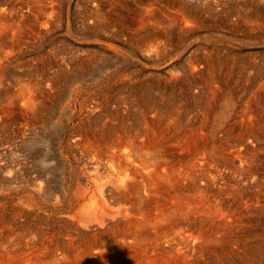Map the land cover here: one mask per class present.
I'll list each match as a JSON object with an SVG mask.
<instances>
[{
	"label": "bare ground",
	"instance_id": "obj_1",
	"mask_svg": "<svg viewBox=\"0 0 264 264\" xmlns=\"http://www.w3.org/2000/svg\"><path fill=\"white\" fill-rule=\"evenodd\" d=\"M169 1L172 2L171 6L174 8L175 14H179L184 22L182 28L189 27L192 25L195 26L196 23L201 25V20L203 21V19L199 16V10H196V8L198 7L195 8L190 4L188 5L184 3L183 0H169ZM256 1L257 0H255V2ZM1 3L3 5L0 6V49L7 46L11 49L16 48L15 50L19 52L18 47L21 45V43L25 38L29 37L30 34L35 35V34L43 33L42 30L46 29L48 20H50L51 14L54 13L53 0H5L4 2ZM247 3L249 2L247 1ZM149 5L150 4L147 3L145 8L141 7L138 10L139 13L141 12L143 13V15L141 14L142 17L140 19L138 18L139 22L146 21L147 19L150 18L152 19L159 18L160 16L163 18V14L159 15L156 12V10ZM23 7L29 9L28 13H25L22 10ZM125 7H126V0H86V4H84L83 6V17L85 19H88L90 22V28L86 27V30L88 32H93V33L96 32L97 30H101L102 32L119 33L122 35L126 34L129 28L128 24L131 25L132 22L129 23L127 19H125L126 17L124 16L122 17L124 13L123 11H125L126 9ZM224 7L225 8H223L224 10H222V12H224L226 16L225 18H227V16L229 17L230 15H234L233 19L240 16L237 8L232 9L227 6ZM132 8L133 7H131V9ZM255 8L257 9V7ZM209 10L210 7L208 8V11ZM255 10H251L245 15L247 17L248 22L251 24H258L256 18H258L257 15L260 14L261 12ZM138 16L140 15L138 14ZM219 16L221 17V15ZM165 19H169L170 21H172L173 19L175 20L174 17H172V19L165 17ZM228 25L230 24L228 23ZM259 26H261L260 23ZM133 35H135V32H133ZM143 40L146 39L139 38L136 39L134 42L141 47L142 45L145 44V41ZM59 45L60 47L59 48L57 47L58 50L62 51L66 49L63 42H61ZM1 52L2 54H0V65L2 66L4 65L6 59L8 58L10 54V50L1 49L0 53ZM209 52H210V48H209ZM95 56L97 55L93 54L84 57L82 59L76 58L72 55L68 56V61L72 66V71H66L62 68H57L54 75H47L44 73L47 72L48 69L47 67L49 66L48 60L45 58V56L39 55L36 65L33 67L32 71L31 70L28 71L29 68L27 69V72L22 70L25 72L24 75L27 74L26 78L24 77L25 79L23 77L20 78L19 74L17 76L13 75L14 76L13 78H15L13 80L17 81L15 82L17 84L15 91L10 90L12 86L9 89L8 88L6 90L4 89V91L1 90L3 92L0 93V112L2 114L8 113L10 111V107H12L10 106V104L16 102L17 100L16 97H18V100L19 99L22 100L23 103L22 105L25 106V110L27 109L30 111L32 121L38 120L41 123L44 122L46 113L48 112H46L47 104H45L44 99H42V93L39 90V89L42 90V88H40V85L43 83L47 85L48 83L46 84L45 82L46 80H49L50 85L54 88V90H56L55 91L56 93H64V92L67 93L69 83L72 84L71 83L72 81L74 82L77 79H81L83 77V73L87 71L86 69H88L89 65L94 63V61L96 60ZM210 60H208V56H200V58L198 57L193 60V63L202 62L205 65V67H203L202 69L196 68L194 64L192 65L190 63L191 64L190 71H197L198 79L195 80L196 78L195 79L191 78L189 83L191 84L190 86H193L196 85V83H200V82L204 83L205 81L207 82V80H209L208 85L205 86L207 87L206 90L210 95V101H207L206 99L207 93H206V95H204L205 96L204 99L200 102L197 101L196 100L197 98L195 99L193 96L192 98L194 99L192 100L185 99L183 103L180 98L182 94V92H180L181 94L179 93L180 89H177L176 91H167V87L164 86L163 84H159L157 82L152 83V81H145V80H141L140 78H132L128 82H126L125 85L122 84V86L125 87L126 89V92L123 91V93H125L123 95H121L122 91L116 88L112 90V92H107L105 94L102 92L101 95H103L102 98L103 101L101 100V102L99 103H101L104 106L102 107L106 112V116L109 118H111L112 116L113 120L115 118L117 122H111L109 119H105L102 118L101 116L96 115L91 119L89 118L90 120L86 122L85 119L83 123L81 122L82 124L78 123L79 125L77 127H74L72 135H70L71 143L73 142L74 146H76L77 148L85 151L86 153L91 152L92 150H96V153H100L97 155L93 154L90 159L92 171L95 173L96 176V179L93 182L94 185L93 188H91L92 185L91 183H89L90 181H88L89 180L88 177H86V179H83V176L82 177L79 176L80 178L79 180L76 181L77 184L75 188L71 189L69 193L71 195L70 198H72L73 202H75L76 205H78V210L75 212V214L72 215V219L77 221L78 224L77 223L76 224L78 227L77 226L76 227L74 226V228L63 227L61 229H58V231H53L54 234L52 233L51 238L48 239L47 238L48 236L45 235L44 228L42 225L44 222L43 221L44 218L42 216L37 214L38 216H36L35 218L31 216L33 219H29L30 213H27L28 210L25 211L23 210V208H18L19 206L16 207L15 209H11L9 206V209H7L8 205L7 207L5 206L7 201H2L0 203V264H170L169 261L167 260H161L159 257L152 256L156 252L158 253L167 252L169 255H174L176 257L177 256L184 257L188 255V253H191L190 256L191 255L193 256L192 260L194 264H255L256 263L255 255L261 254L260 242L261 240H263L262 238L263 235L262 237H260L261 234L259 235L257 230L255 231L246 230L244 231V233L243 232L240 233L239 236L240 238L234 236L232 239H230L232 236L231 235L229 237L230 240L224 238L222 242L221 240L222 237L220 238V236L223 234L215 233L216 230H218L217 227L220 226V228L222 229H224L223 227L225 228L227 227L231 229L230 228L232 226L231 222L236 223V221H239L236 218H238L237 216L240 214V211L236 206H235L236 208H232L233 206L232 207L230 206L232 209L230 208L223 209L220 203H222L223 205L225 202L224 203L221 201L219 202V200L213 198L211 199L212 201L210 202L207 199L206 190H208L207 188L212 186V183L210 181L203 184L204 181L202 180L205 178L204 175H207L205 174V169H207V167L208 169L213 168L212 170L214 172L216 171L214 170L215 168L212 166L213 165L212 162H215V160L217 159L218 160L220 159V161L223 160L224 162L228 159L226 154L227 151H225V146H223V144L227 142L222 143L221 142L222 139L220 140L219 138L216 137L209 139L206 136V132L204 133L202 131V128H204L203 122L205 120L203 122L198 121L199 128L197 129H196L197 125L189 129L187 123L182 124L181 121L180 124L178 123V117H181L185 113H188L189 110H191V107H193V105L198 107L205 105V107H207V112L214 114L212 115L213 119H217L220 121L221 124L217 122L215 124L216 127L212 129L217 130L222 125L228 123L227 122L228 116L230 115L229 112L235 101L234 91L231 90L230 92V90L227 89V85H226V82H228V80L231 78L234 72L231 64V62H233V59L231 61H227L225 59L226 62L222 64L217 63V61L218 62L225 61L224 58L223 60L222 59L220 60L218 57L211 56ZM1 66L0 68L3 67ZM8 70H7L9 72L8 75H10V69ZM21 75L22 74H20V76ZM6 80L7 79H5V82ZM219 80H223V81H219ZM8 81L10 80L8 79L7 82ZM96 81H98V79ZM212 81L213 82L217 81L218 84L216 83H215L216 85L214 83L212 84ZM254 81L255 80H253V82ZM250 85L251 88L254 87V84L251 83ZM203 90L205 91V89ZM107 91L110 90L107 89ZM260 92H263L264 94V84H260L259 87L252 90V93H250V95L248 94L246 96L245 108H243V112L249 114V117L248 119H246L247 122L244 121V124L241 126L242 130L238 132L236 136L235 134L232 135L234 136L233 139L235 138L233 141L237 142L242 140L243 142L245 141L248 142L249 139L251 138L255 142V140H257L260 137L261 139L263 138V143H264V99L259 97V101L261 100V106L258 108L261 110V111L259 110V113L255 112L256 109L252 104L254 98L256 97V94ZM67 95L64 96H66L65 106H67L68 109V107L70 106L69 101L71 95L70 96ZM130 95H131V101L138 108L137 110H139L142 113L141 114L142 119L139 123L137 121L138 124L137 127H135L133 123L131 125H128L127 122L124 121L126 120L125 118L127 117L119 114L117 115L116 112L118 111V109H115L117 107L114 108L113 106L109 105L111 100L113 99H115L119 103L121 101L120 99H122L120 97H123L122 100H124L126 99L124 97L128 98L130 97ZM217 97L218 99L220 97L219 99L220 103L218 104V107L214 104V98L216 99ZM59 98L62 99L61 97ZM186 100L190 102L187 103ZM131 101L129 99L128 103L131 104ZM214 107L218 109L219 113L214 112L217 110L214 111L212 110V108ZM149 113H154V114H152L151 116ZM256 118H257V122H255ZM3 119L5 120V118ZM12 120H14V118ZM29 120L30 117L28 121ZM28 123L30 124V122ZM20 124L22 125V123ZM44 124H46V122ZM209 124H207V126H209ZM96 127L99 128L95 129ZM225 128L228 129L229 127H225ZM19 129L17 128L15 130H19ZM0 131L2 132V129ZM232 136L230 137L228 136V138L230 139ZM224 139L225 138H223V141H225ZM57 142L59 143L61 141L57 140ZM3 144L4 142L2 143V145ZM11 145H8V147L9 146L12 147ZM246 146L247 144H245V147ZM246 149L249 155L253 156L256 154L254 153L252 147ZM176 150L184 151L185 154L183 155L184 157H178L177 156L178 151ZM233 151L234 153L231 156H234L239 160V164L236 167L237 172L246 173V174L248 173L249 175H251L250 174L251 166L249 167V165H247L248 164L247 160L241 159L243 158V155H241L238 149H235ZM2 154L3 152L1 153V155ZM56 154L61 155L59 151H57ZM103 154L105 156L110 157L109 161L106 160L104 164L101 163V159H100L101 155ZM96 156L98 157L96 158ZM243 161L246 162L245 165ZM261 161L262 160H260V162ZM260 162H258V164ZM230 163H231L230 165L234 167L233 166L234 164L232 162ZM12 164L14 165V163ZM250 164H253L252 161ZM16 166L18 165L16 164ZM70 167L71 166H69L68 168ZM16 169L17 167L14 169V171ZM3 170L2 169L0 170L2 171L1 174L3 173ZM6 171L8 172L9 170L6 169ZM70 174L72 173L70 172ZM214 174L216 175V173ZM105 177L106 179H104ZM39 178L40 176L37 173L32 176L31 190L33 194L32 195L24 194L23 196H20L19 201H17L19 204L24 205L23 207H25V205L27 206L32 205L31 202L33 201V199H35L37 195L38 196L41 195L43 198H45L46 189L44 190L45 192L44 193L43 192L44 186L40 182L42 178H40L41 180H39ZM43 179L44 180L42 181H46L45 176ZM253 179L255 178L252 176V180ZM69 181H71V179ZM7 185L8 184H6L5 181L4 182L0 181V187L3 188ZM263 186L264 185H262V187ZM62 187H59V189L63 190L64 187L63 188ZM57 191L59 192V190L56 189L54 193ZM0 193L3 194L2 189H0ZM263 193H264V187L262 189L261 188L258 189L256 193L254 192V194L249 198L247 197L246 200L243 199L244 205L247 206L250 205L252 202L251 199H253L254 202H259V205H264ZM240 198L238 197L237 199ZM9 201L10 200H8V202ZM31 210L35 211V209H31ZM21 216L26 219L22 218L21 220H19ZM244 217L242 216V218ZM30 221H32V223ZM244 221L247 222V220ZM261 222L264 223V217L262 218L260 217L255 220V224ZM94 225L96 226V229H94L95 231L92 232L91 230ZM52 227L53 226H51V228ZM46 229L49 230L50 228H46ZM77 229H81V230H77ZM72 230L74 231L77 230L74 233V235H72L71 233ZM228 232L230 233V230L227 231L225 230V232H223L224 237L225 235H227ZM48 234H51V232ZM236 234H238V232ZM252 235H254L255 238L252 240L251 243H248L245 246L246 242H249L247 241V238L248 237L250 238V236ZM224 242H227L225 244L226 245L225 247L223 246ZM233 243H236L240 247H242L239 253L242 252L243 255L248 254L250 255V258L248 259L246 257L248 259L247 260L246 258H243L244 256L239 255L240 258L236 259L237 255L236 253L234 254L232 251L234 248ZM228 244L229 245L232 244V246H230L232 247V250L229 249L230 247L228 246ZM196 252L197 253L200 252L199 255L200 257H196L197 255L194 256ZM218 252H220L221 254L224 253V255L227 256V258H223L224 256H219V255L215 257L216 253ZM211 254H214L213 258L210 256ZM239 260H246V261L243 262L240 261L241 263H239Z\"/></svg>",
	"mask_w": 264,
	"mask_h": 264
},
{
	"label": "rangeland",
	"instance_id": "obj_2",
	"mask_svg": "<svg viewBox=\"0 0 264 264\" xmlns=\"http://www.w3.org/2000/svg\"><path fill=\"white\" fill-rule=\"evenodd\" d=\"M4 1L5 0H0V6L3 5L1 2H4ZM183 1H184V3H186L188 5L190 4L195 8L198 7V8H196V10H199V16L203 19V21L201 20V25L196 23L195 26L192 25L189 27L182 28L184 25V22L181 19V16L179 14H175V10L171 6L172 2H170L169 0H147V1L146 0H139V1H137V0H126V7H125L126 9H125V11H123L124 13H123L122 17L123 16L126 17L125 19H127V21L129 23H131V22L132 23H131V25L128 24L129 25L128 32H126V34L122 35L119 33L102 32L101 30H97L94 33L88 32L86 30V27L90 28V22L88 19H85L83 17V6H84V4H86V0H53L54 13L51 14L50 20H48L46 29L42 30L43 31L42 34H35V35L30 34L29 37L25 38L23 40V42L21 43V45L18 47L19 52L17 50H15L16 48L11 49L7 46L1 48V49H5V50L9 49L10 54H9L8 58L6 59V61L4 62V65H2L3 67L0 65L2 67V68H0V71H1L0 75L2 74L0 76V93H2L4 91V89L5 90L7 88L9 89L11 86L12 87L10 88V90L15 91L16 90L15 88L17 86V84L15 82H17V81L13 80V79H15V78H13L14 77L13 75L17 76L19 74L20 78L21 77L26 78L27 74L24 75L25 74L24 71L27 72L28 68H29L28 71L33 70V67L36 65V62L38 60L39 55L45 56V58L48 60L49 66L47 67L48 68L47 72L44 73L47 75H54L57 68H62L66 71H72V66L68 61V56L72 55L76 58L82 59V58L87 57L89 55H93V54L97 55V56H95L96 60L94 61V63L90 64L88 69H86L87 71L83 73V77L81 79H77L74 82L72 81L71 82L72 84L69 83V86H68L69 91L67 90V93L66 92L56 93L55 92L56 90H54V88L50 85L49 80H46V82H45L46 84L48 83L47 85H45L44 83L40 85V88H42V90L41 89H39V90L42 93V99H44L45 104H47V108H46L47 111L46 112H48V113H46V117H45L44 122L41 123L38 120L32 121L30 111L27 109L25 110V106L22 105L23 104L22 100L21 99L18 100V97H16V99H17L16 102H13L16 105L13 103L10 104V106H12L13 108L10 107V111L8 113L2 114L0 112V118H1L0 119V121H1L0 122V128L2 129V132L0 131L1 132V134H0V141H1L0 142L1 143L0 148H3V149H0V166H1L2 170L6 167L3 170L2 174H1L2 171H0V181L1 182L5 181L6 184H8L7 186H5L3 188L0 187V189H2V191H3V194L0 193V196H1L0 203L2 201H7L5 204L6 207L8 205L7 209H9V206L11 209H15L16 207L19 206L18 208H23V210H25V211L28 210L27 213H30L29 219H33L38 215L42 216L44 218V220H43L44 222L42 225L44 228L45 235L48 236L47 237L48 239L51 238L52 233L54 234L53 231H58V229H61L63 227L64 228H74V226L76 227L78 224L76 220L72 219V215L75 214V212L78 210V205H76V203L73 202V199L70 198L71 195L69 194L71 189L75 188V186L77 184L76 181L79 180V178L82 176H83V179H86V177H88V179H89L88 181H90L89 183H91V185H92V187L91 186L90 187L93 188V186H94L93 182L96 179V176H95V173L92 171L90 159H91V156L93 154L97 155L100 153H96V150H92L91 152L86 153L85 151L77 148L76 146H74L73 142L71 143L70 135H72L74 127H77L79 125L78 123H81V122L83 123L85 119H86L85 120V122H86L96 115L101 116L102 118H105V119H109L111 122H117L115 118L113 120L112 116H111V118L106 116V112L104 111V108H103L104 106L101 103H99V102H101V100L103 101V99H102L103 95H101V93L103 92L105 94L107 92H112V90H114L116 88L118 90H121L122 91L121 95H123V94H125V93H123V91L126 92V89H125V87L122 86V84L125 85L126 82H128L132 78H140L141 80L152 81V83L157 82L159 84H163L164 86L167 87V91H176L177 89H180L179 93L182 92V94L180 93L181 94L180 98H181L182 102L185 99L192 100L194 98L195 99L197 98L196 100L200 102L204 99V97H205L204 95H206V93H207L206 99H207V101H210V95H209L208 91L206 90L207 87L205 86V85H208L209 80H207V82L205 81L204 83L203 82L202 83L201 82L196 83V85H193V86H190L191 84H189V83H190L191 78L192 79L196 78L195 80L198 79L197 71H190L191 64L192 65L194 64V66L196 68H199V69H202L203 67H205V65L202 62L193 63V60L195 58H198V57L200 58V56H208V60H210V57L212 56V57H218L220 60L221 59L223 60V58H224V60L226 59L227 61H231L233 59V62H231V64H232V69L234 70V72H233V75L231 76V78L228 80V82H226V85H227V89H229L230 92H231V90L234 91L235 101H234L233 106L229 112L230 115L228 116V121H227L228 123L222 125L221 126L222 128L220 127L217 130L212 129V128L216 127L215 124L217 122L220 123V121L217 119H213L212 115H214V114L208 113L207 107H205V105H202L199 107L193 105V107H191V110H189L188 113H185L186 115L184 114L183 116L178 117V123L180 124V121L182 124L187 123V126L189 127V129H191L192 127L197 125L196 126V129H197V128H199L198 127L199 126L198 121L203 122L205 120L203 122L204 128H202V131L204 133L206 132V136L209 139L215 138V137L219 138L220 140L222 139V141H221L222 143L227 142V143H224L223 146H225V151H227L226 154H227L228 159L224 162H223V160L220 161V159L219 160L217 159V160H215L216 163L211 161L213 164L212 166L215 168L214 170H216V171L214 172L212 170L213 168L212 169L209 168L210 171H209L208 167H207L208 170L204 168L205 174H207V175H204L206 179L204 178L202 180L204 181L203 184H205L206 182H210V181L212 183V186H210L209 188H207L208 190H206L207 199L210 202L212 201L211 200L212 198L219 200V202L220 201L223 203L225 202L224 204H226V205H224V204L222 205V203H220V205L223 209H226V208L232 209V208L237 207L240 211V214L237 216L239 219L235 217L239 221H236V223L231 222V224H232V226L230 227L231 229H229L227 227L226 228L223 227L224 229H222V228H220V226H218L217 227L218 230H216L215 233L223 234L220 236V238L221 237L223 238V239L221 238V240L223 242L224 238L230 240L234 236L239 237L240 233H242V232L244 233V231H246V230H250V231L257 230L258 234L259 235L261 234L260 237H262V235H263L262 238L264 240V223L261 222V223L255 224V220L257 218L264 217V205H259V202H254L253 199H251L252 202L250 205H248V206L244 205V200H246L247 197L249 198L250 196H252L254 194V192L256 193L258 189H260V188L262 189L264 187V186L262 187V185H264V173H262V172H264V168H263L264 167V163H263L264 162L263 138L261 139L259 137L257 140H255V142L250 138L248 141L250 143V145H249V143L246 141L245 142H243L242 140L237 141V142L233 141L235 138L233 139L234 136H232L234 134L236 136L238 134V132H240L242 130L241 126L244 124V121L247 122L246 119H248V117H249V114L243 112V108H245L246 96L248 94L250 95V93H252V90L259 87L260 84H264V25H263L264 24V22H263L264 21V18H263L264 14H262V13H264V9H263L264 8V0H261V1L257 0L256 2H255V0H251V1L250 0H227V1L226 0H215L216 2L214 0L213 1L212 0L211 1L210 0H203V1L202 0H187L188 3L186 0H183ZM205 1H206V3H205ZM247 1L249 3H247ZM146 2L149 3L150 4L149 6L153 7L159 15L163 14V18L160 16L159 18H154V19L150 18V19H147L146 21L139 22L138 18L140 19L142 17L143 13L142 12L139 13L138 10L141 7L145 8L147 5ZM164 2H166V3H164ZM260 2H261V4H260ZM128 5L130 8L128 7ZM221 6H223V7H221ZM224 6H227V7L232 8V9L237 8L240 16H238L235 19H233L234 15L229 16L232 19H230L228 16H227V18H225L226 16H225L224 12H222V10H224L223 8H225ZM131 7H133V8L131 9ZM201 7H202V9H201ZM209 7H210V10L208 11ZM255 7H257V9ZM22 10L25 13H28V11H29V9L24 8V7L22 8ZM204 10H205V13H204ZM251 10L261 12L260 14L257 15L258 18H256V21L258 24H251L248 22L247 17L245 15L248 12H250ZM138 14L140 16H138ZM131 15H133V16H131ZM219 15H221V17ZM129 16H131V17H129ZM165 17H168L171 19H172V17H174L175 20L173 19L172 21H170L169 19H165ZM135 18H136V20H135ZM131 20H133L134 22ZM228 23L230 25H228ZM259 23L261 26H259ZM243 26H245V27H243ZM242 28H244V29H242ZM131 30L133 32H135V35H137L138 37L133 35V32ZM166 30H167V32H166ZM129 31H131V32H129ZM139 38L140 39H142V38L146 39V40H143V41H145V44L142 45L141 47L134 42L136 39H139ZM61 42H63L64 46L66 47V49L62 50V51L57 49V47L58 48L60 47L59 44ZM209 48H210V52H209ZM206 53H207V55H206ZM0 54H2V52ZM206 59H207V57H206ZM226 60L222 61V62L217 61V63L222 64V63H225ZM236 66H237V68H236ZM11 68H13L15 71ZM121 68H122V70H121ZM6 69L7 70L10 69V75H8L9 70L7 71ZM118 69L121 71H119ZM22 70H24V71H22ZM2 71H4V72H2ZM20 74H22L24 76H22V75L20 76ZM3 76H4V78H3ZM5 79H7V80L9 79L10 80V81H8L9 83L7 82V80L5 82ZM97 79H98V81H96ZM108 79H110V80H108ZM105 80H107V81H105ZM253 80H255V81L253 82ZM3 81H4V83H3ZM102 81H103V83H102ZM219 81H223V80H219ZM12 82H14V83H12ZM213 83L218 84L217 81L216 82L212 81V84ZM251 83L254 84V87H252V88L250 87ZM221 86H223V85H221ZM69 87L71 88V90ZM110 87H111V89H110ZM103 88H104V90H103ZM107 89H109L110 91H107ZM203 89H205V91ZM1 90H3V91H1ZM47 92H48V94H47ZM67 94L69 96L71 95L70 96L71 98L69 101L70 106L68 107V109H67V106H65V104H66L65 97L66 96H64ZM183 94H185V95H183ZM257 94H258V96H257ZM257 94H256V97L254 98V101L252 102V104H253L254 108L256 109L255 112L259 113L260 109H258V108L261 106V100L259 101V97L264 99V94H263V92H260ZM193 96H194V98H192ZM216 96H218V95H216ZM49 97H50V99H49ZM59 97H61L62 99H60ZM120 98L123 99V97H120ZM124 98H126V99H124V100L120 99L121 101L119 103H118V101L113 99V100H111L109 105L113 106L114 108L117 107V108H115V109H118V111L116 112L117 115L119 114V115L125 116L129 119L128 120L127 118H125L126 120H124L127 122L128 125H131L133 123L135 125V127H137L138 126L137 121H138V123L141 121V119H142L141 114L142 113L139 110H137L138 108L131 101V95L128 98L127 97H124ZM129 99L131 101V104L128 103ZM219 99H220V97H219ZM219 99H218V97L216 99L214 98V104L217 107H218V104L220 103ZM187 100H186V102L189 103L190 101H187ZM215 107L212 108V110L213 111L217 110L214 112L219 113L218 109ZM187 110H188V108H187ZM27 111H29V112H27ZM63 111H64V113H63ZM25 113H26V115H25ZM27 113H29V114H27ZM60 113H61V115H60ZM104 113H105V115H104ZM149 114L152 116V114H154V113H149ZM16 115H18L21 119ZM12 117L14 118L15 121L12 120L13 119ZM26 117L28 119L30 117V120L28 121V119ZM3 118H5V120ZM23 118H25V119H23ZM55 120L56 121L58 120V121L56 122ZM259 121H260V119H259ZM19 122L22 123V125ZM28 122H30V124ZM45 122H46V124H44ZM255 122H257V118H256ZM193 123H194V125H193ZM207 124H209V126H207ZM18 125H20V126H18ZM210 126H212V127H210ZM225 127H229V128L226 129ZM17 128L18 129L20 128V129L15 130ZM98 128L99 127H96L95 129H98ZM207 128L208 129L210 128V129L208 130ZM225 129L227 132L225 131ZM207 133H208V135H207ZM227 134H229V135H227ZM228 136L229 137L232 136L230 138L232 141L228 138ZM1 138H2V140H1ZM223 138H225L224 139L225 141H223ZM57 140H59L61 142L58 143ZM259 140H260V142H259ZM3 142H4V144L2 145ZM53 142H55V143H53ZM11 144H13V145H11ZM53 144H55V145H53ZM245 144H247L246 147H245ZM8 145H11L12 147H10V146L9 147L11 149L12 148L13 149L11 150L8 147ZM4 146H5V148H4ZM250 147H252L254 153H256L253 156L249 155V153L246 151L247 150L246 148H250ZM235 149H238L239 152L241 153V155H243V158H241V159L247 160V163H248L247 165H249V167L251 166L250 167L251 168V170H250L251 175H249L248 173L246 174V173L237 172L236 167L239 164V160L236 157L231 156V155H233V153H234L233 150H235ZM4 150H6V151H4ZM55 151L56 152L59 151L61 153V155H57ZM176 151H178V150H176ZM2 152H3V154L1 155ZM4 152L8 157L4 154ZM6 152H8V153H6ZM179 154H180V156H179ZM183 155H185L184 151H182V150L178 151V153H177L178 157H184ZM259 155H261L262 157ZM97 157L98 156H96V158ZM11 158H12V160H11ZM109 158H110L109 156H105L104 154L101 155V158H100L101 163L104 164L106 162V160L109 161ZM260 160H262V161L260 162ZM7 161L9 162V164ZM10 161H11V164H10ZM251 161L253 164H250ZM18 162H20V163H18ZM230 162H232L234 164L233 165L234 167H232V165H230L231 164ZM258 162H260L259 163L260 165L258 164ZM12 163H14V165ZM15 163L18 166H16ZM243 163H244V165L246 164L245 161H243ZM21 164H22L23 168H22ZM9 165L11 166V168ZM52 165H54V166H52ZM65 165H67V166H65ZM254 165H255V167H254ZM51 166H52V168H51ZM69 166H71V167L68 168ZM215 166H217V167H215ZM16 167H17V169L14 171V169ZM6 169H8L9 171L7 172ZM10 169L11 170L13 169V170L11 171ZM50 170H51V172H50ZM10 171H11V173H10ZM68 171H69V173H68ZM17 172H18L19 176L17 175ZM70 172L72 174H70ZM235 172H237V173H235ZM36 173L40 176V178H42V180H44L43 179L44 176L46 177L47 182L42 181L39 178V180H41L40 181L41 184L44 186L43 192L46 189V193L44 192L45 198H43L41 195H39V196L37 195L35 197V199H33V201L31 202L32 205H29V206L25 205V207H23L24 205L19 204L17 201H19L20 196H23L24 194H31V195L33 194L32 190H31V179H32V176ZM82 173H83V175H82ZM214 173H216V175ZM257 173H258V175H257ZM3 174L4 175L8 174V175L4 176ZM213 174H214V176H213ZM52 175L55 177H53ZM252 176L255 179L252 180ZM19 178H21V179H19ZM56 178H58V179H56ZM62 178H63V180H62ZM70 179H71V181H69ZM104 179H106V177ZM212 179H214V180H212ZM15 180H16V182H15ZM18 185H21L22 187L18 186ZM23 185H24V187H23ZM58 185H59V187H62V185H63V187H64V188L62 187L63 190H60ZM222 186H224V187H222ZM7 187L9 190L7 189ZM47 188H49V189H47ZM6 189H7V191H6ZM56 189L59 190V192L57 191L54 193V191H56ZM48 190H50V191H48ZM235 190H236V192H235ZM8 195H10V196H8ZM245 195H246V197H245ZM204 196H205V194H204ZM240 196H241V198H240ZM52 197H54V198H52ZM235 197H236V200H235ZM238 197L242 201L240 199H237ZM12 199H13V201H12ZM8 200H10V201L8 202ZM237 200H239V201H237ZM34 202H36V203H34ZM234 202H236V203H234ZM52 204H54V205H52ZM231 204H233V205H231ZM243 205H244V208H243ZM230 206L231 207L233 206V207L231 208ZM241 206H242L243 210L241 209ZM249 208H250V210H249ZM31 209H35V211L31 210ZM256 212H257V214H256ZM242 216L243 217L245 216V217L242 218ZM22 218H24V217L21 216L19 218V220H21ZM24 219H26V218H24ZM60 219H62V220H60ZM243 219L247 220V222L244 221ZM30 222L32 223V221H30ZM60 224H62V225H60ZM51 226H53V227L51 228ZM46 228H50V229L47 230ZM94 229H96L95 225L93 226L91 231L94 232L95 231ZM233 229H235V230H233ZM77 230H81V229H77ZM77 230H75V231L72 230V232H71L72 235H74V233ZM225 230L226 231L230 230V233L228 232L227 235H225V237H224L223 232H225ZM49 231L51 232V234H48V233H50ZM237 232H238V234H236ZM254 235L250 236V238L249 237L247 238V241H249V242H246L245 246L248 243L252 242V240L255 238ZM230 236H231V238L229 239ZM263 240H261V242H260L261 243L260 250H261L262 255L261 254L255 255L256 256L255 257V259H256L255 264H264V241ZM226 243L227 242L223 243L224 247L226 246L225 245ZM228 246L230 247V246H232V244H230V245L228 244ZM233 246H234L233 250H232V247H230L229 249H231L234 254L236 253V255H237L236 259L240 258V256H244L243 258H246V257L248 259L250 258V255H248V254L243 255L242 252L239 253V251L242 247H240L238 244L233 243ZM236 250H238V251H236ZM221 251H222V249H221ZM219 253L220 252L216 253L215 257L219 255V256H224L223 258H227V256L224 255V253H222L223 255L221 253L220 254ZM190 254L191 253H188V255H186L184 257H181V256L176 257L174 255H169L167 252H163V253L156 252L152 256L159 257L161 260H167V261H169L170 264H194V262L192 260L193 256L192 255L190 256ZM195 255H197L196 257H200L199 256L200 252H198V253L196 252V254H194V256ZM210 256L213 258L214 254H211ZM259 256L260 257L262 256V257L260 258ZM173 260H174V262H173ZM240 261L243 262L246 260H239V263H241Z\"/></svg>",
	"mask_w": 264,
	"mask_h": 264
}]
</instances>
